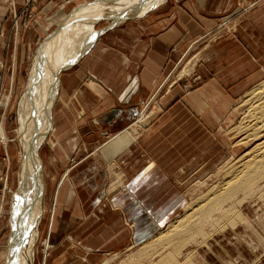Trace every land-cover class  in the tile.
Masks as SVG:
<instances>
[{
	"label": "rangeland",
	"instance_id": "374dc122",
	"mask_svg": "<svg viewBox=\"0 0 264 264\" xmlns=\"http://www.w3.org/2000/svg\"><path fill=\"white\" fill-rule=\"evenodd\" d=\"M12 1L0 0V4H6L7 29L12 32L11 36L15 31L36 24L40 11L37 5L40 4L39 0ZM160 1L154 0L152 4H159ZM120 3L125 4L123 0ZM218 3L225 4L227 0L209 2ZM236 4L242 5L235 12L227 8L218 14L216 12L213 17L208 16L210 30L201 37L189 40L181 55L166 59L167 65L161 67L155 87L141 89L131 97L127 105H131L129 109L133 108L135 114L124 117L116 130L112 128L107 131L102 124L92 122L91 116L86 122H79L74 144L68 136L51 138L47 130V136L45 134L35 150L37 158L38 150L42 149L43 165L51 155L47 145L53 139L59 141L61 151L73 145L75 151L69 153L67 158L62 157L63 153L59 154L58 163L49 161L53 166L50 165L46 171H42L39 157L35 202L39 211L35 214L33 211L28 220L29 230H36L31 247V264H264V197H249L247 193L243 195V191L235 196L225 193L215 208L210 207L214 196L209 200L214 192H223L225 187L219 185L226 179L225 171L229 166L245 161L247 155L244 151L257 142L241 140L243 135L235 133L237 130L234 131L233 124L238 126V116L242 117L248 108L244 103L247 92L262 83L264 78L242 90L243 93L236 91L231 94L229 84H225L228 86L225 90L216 89L218 85L213 83L208 85L212 66L209 61L211 51L207 48L220 44L228 36H235L242 27L244 16L255 10L260 0ZM68 9V6L65 7L60 14H67ZM104 25L99 23L93 27L92 24L77 23L67 24L60 31L59 27L55 31L50 29V40H53L51 48H56V58H66L64 46L70 43H67L66 37L74 42L73 48L77 47L71 54H77L78 46L92 43L96 30ZM192 29L193 25H189V30ZM56 30L58 32L55 34ZM58 33H63V38H57ZM0 36H5L8 44V35L1 31ZM39 40L37 38L30 42L26 54ZM74 56L67 57L66 61ZM40 59L34 58L33 63L39 65ZM33 63L24 57L21 73L15 78L13 88L9 89L11 96L8 104L4 106L0 102V123L14 146H18L21 128L16 106L18 108L17 104L21 106L22 101L26 102L23 96L26 91L19 98L24 68ZM69 64L73 65L71 62ZM4 66V63L0 64V93H7L8 90L3 85ZM38 91L40 88L34 99V103L38 104L36 110L41 106L39 99H36ZM224 99L229 103L225 104ZM63 105V102L58 103L53 110L55 118ZM242 105L247 108L244 109ZM22 108H25V103ZM28 111L31 108H27L25 113ZM32 114L29 113V116ZM139 117L145 120L141 127L136 128L133 124ZM91 129L93 131L89 133ZM120 132V135L112 138ZM15 152L14 160H17L18 153ZM66 168H71L64 178L69 181L70 189L65 190L64 187L63 193L66 195L75 191L81 200L75 215L71 217L67 202L54 201L58 181L61 182ZM23 176L22 183L25 182V187H28L26 178L30 180L31 177ZM253 187L255 184H252ZM131 197L134 201H131ZM19 198V202H22ZM203 198L206 200L201 203L204 204L202 210L193 217H184L190 212V206ZM5 208L0 216V264H8L9 259L4 258V251L5 245L11 241L6 238L8 215ZM55 209L56 212L60 210V215L54 217V224L50 227ZM189 227L196 231L188 235ZM46 241L50 242L48 248L44 245ZM89 245L95 248H89ZM10 249L12 256V252L14 254L16 251L15 245H11Z\"/></svg>",
	"mask_w": 264,
	"mask_h": 264
},
{
	"label": "crops",
	"instance_id": "0c3cea01",
	"mask_svg": "<svg viewBox=\"0 0 264 264\" xmlns=\"http://www.w3.org/2000/svg\"><path fill=\"white\" fill-rule=\"evenodd\" d=\"M120 1L108 0L107 3L105 0H39L38 8L40 11L37 13V23L29 26L28 29L15 31L13 36H11L12 32L7 29L9 20L5 16L6 4H0V32L8 35V44H6V37L0 36V64L4 63V68L7 70L4 72L3 85L8 90L13 88L15 78L21 73L24 57H27L29 63L30 60L33 63L34 58L38 59L39 56L41 58V54H44L41 51L43 45L47 43L48 47L51 46L53 40H50V32L53 29L55 31L58 27L77 23H88V25L92 24L93 27L99 23L105 24L96 30L97 33L93 42L90 43L85 52L80 54L81 57L71 62L73 65L75 64L74 67L69 64L70 67H63L56 72L58 84L57 87L55 86V102H53L52 108H49L48 114L52 124L47 134L51 138L68 136L74 144L72 139H75L78 134L77 128L80 127L78 124L88 120V116H91L90 120L97 122V125L102 124L107 131L112 130V128L116 130L117 127H120L118 125L121 124L124 117L129 118L135 114L133 108L129 109L131 105H127L130 103L131 97L135 96L141 89L150 90V88L155 87L161 67L164 64L167 65L166 59L168 60L172 55H181L189 40L201 37L210 30L209 17H213L216 12L218 14L227 8L234 11L242 5L236 3L250 0H227L225 4H209L210 0H168V2L162 0L159 4L157 2H155L157 4H152L154 0H134L133 4H122ZM110 2L111 4H109ZM256 5L255 10L244 16L242 27H239L241 29L237 30L235 36H228L220 44L207 48L211 51L209 61L210 66H212V74L209 75L211 81L208 85L213 83L218 85L216 89L225 90V87H228L225 84H229L232 94L236 91V93L242 92L252 83L264 78V0H260V4ZM67 6L69 7L66 10L67 14L62 16L60 11ZM145 9L147 10L144 12ZM127 19L130 20L127 21ZM65 20H68L66 24H64ZM189 25H193L192 30H189ZM50 29L52 30L48 32ZM24 35L26 36L25 39ZM37 38H40L38 43L33 45L32 50L26 54L29 51L30 42ZM89 38L88 36L87 39ZM22 46L23 50H21ZM43 66L42 57L39 65L33 63L32 66L29 64L24 68L19 98L27 87H29L28 91L30 90V98L33 89L36 91L38 87L40 88L39 101L45 97L46 90L43 79L36 83L33 89L30 85L33 83L34 77L36 80L41 79L45 71ZM86 77L90 79L87 80ZM8 90L7 95H9ZM24 97L26 99V96ZM61 102L65 105L61 110L58 109V115L55 118L53 110ZM223 102L229 103L225 99ZM0 124L2 125V122ZM92 131L93 129L89 133ZM7 138L9 141L0 142V216L6 207L5 210L8 215L6 238L8 241V238L11 239L16 230L14 223L16 215H22L24 218L27 215H23L26 210L21 212V209H18L20 202L17 199L19 196L17 191L19 192L21 184L23 185L22 178L24 176H22L21 163L23 151L19 140L18 146L16 144L15 147L9 135ZM67 142L71 143L70 140ZM58 143V140L53 139L51 144L47 145L51 152L49 154L53 156L49 155L44 165V158L41 156L42 149L38 150V157L42 162V171L49 169L50 165L53 166V164H49V161L58 163L59 154L63 153L62 157L67 158L69 153L75 151V145L68 146L66 151H61L58 146L60 143ZM15 151L18 153L17 160H14L16 158ZM70 170L71 168L69 172ZM63 174L64 172L62 176H64ZM32 176L28 180V186L31 187L34 186ZM62 178L60 179L63 181L64 178ZM62 181L61 183H59L60 180L58 181L54 201L67 202L69 217H71L75 215L74 212L76 207L80 206L81 200L75 191L65 195L63 189L65 187V190H69L68 185L70 184L66 179L64 183ZM23 189L25 196L23 198L24 203L21 202V204L24 208H28L27 204L29 200L31 202V199H27L26 204L27 187L24 185ZM131 201H134L132 197ZM130 205L132 207V204ZM56 209L54 215L52 214L50 227L54 224V217L60 215V210L56 212ZM57 222L56 220L55 224ZM9 245L10 243H7L8 247L5 245L4 258L11 255ZM88 247L95 248L92 245Z\"/></svg>",
	"mask_w": 264,
	"mask_h": 264
},
{
	"label": "bare ground",
	"instance_id": "6f19581e",
	"mask_svg": "<svg viewBox=\"0 0 264 264\" xmlns=\"http://www.w3.org/2000/svg\"><path fill=\"white\" fill-rule=\"evenodd\" d=\"M123 1L125 2V4H133L134 0H131L132 2L130 0H123ZM105 2L108 3V0H105ZM67 21L68 20H65L64 21L65 23L64 22L63 23L66 24ZM62 28H63V26H61V28H59L58 30L60 31V30H62ZM65 29H66V27H65ZM65 29L63 30V32L65 31ZM57 32L58 31L56 30L55 34ZM59 37L63 38V33H61V34L59 33L57 38H59ZM66 40H67V43L68 42H70V43H69V46L67 44L64 46V47H66L65 51H64L65 57L67 58V57H72L75 55L69 61H66V58H60V57L58 60L55 56V53H54L56 48H51L50 45L48 47L47 43L41 47V51L44 53V54H41V56L43 57V65H44L43 68L45 71L43 70L44 72L41 76V79L38 78L36 80L34 77L33 83L31 82L32 84H30V82H29V84L32 86L31 89H33L34 88L33 86L36 83L40 82L42 79L44 80V84L46 85V87H45L46 94H45V97L40 100L41 106L39 107V109L36 110L38 104L36 105L34 103L35 94L37 93V90L34 91V89H33V92H31L32 96L30 98V96H29L30 90L28 91L29 87L24 90V92L26 91V93H27V94L25 93V95H24V96H26V99L24 97V100L26 102L22 101L23 103L21 102V106H20V104H18L17 115H18V121H20L19 123L21 124V128L19 129L20 130L19 142L21 144V149L23 151L22 156H21L22 176L25 175L26 177H28V176L30 177L31 175H33L32 179L34 180V184L35 183L36 184L33 187H31V186L27 187L26 197H25L26 204H27V199L28 200H29V198L31 199V202L29 200V202L27 204L28 208H24V206L21 204V202L19 203L18 209L20 208L21 212L26 210V211H24L25 213L23 212V215L26 214L27 217L24 218L22 215L17 214L16 217L14 218V223L16 224V227H15L16 230L12 234L13 237H11V241H10L9 246L13 245V241H14L16 251L14 252V254L12 252V256L8 257V259H9L7 261L8 264H31V261H30V259H31V247H32V243L34 241L33 239L35 238L36 230H33V229L29 230L28 219L31 218V214L33 213V211H34V214L36 211H39L37 204L35 203L37 200V194H38V187H37L38 185H37L36 180L39 179V175L37 172V169H38L37 163L39 161V157L38 156H37V158L35 157L36 156L35 150L38 147L39 143H41L44 140V137H45L47 130H49L51 128L52 121L49 118L48 112H49V108H52L51 106H52V104H54L53 102H55L54 101L55 92H56L55 86L57 87V84H58V76L56 75L57 74L56 72H58V70L61 66H62V68L64 66L65 67L69 66V63L73 62L75 60V58H77L79 56L80 52H83V50L86 49L90 45L89 42H87V45H84V46H81V44H80L78 46V53L77 54H75V53L71 54L77 47L73 48L74 42L69 40V38L67 39V37H66ZM85 43H86V41H85ZM80 46H81V48L79 49ZM39 59H40V56H39ZM48 61H49V63H48ZM40 62H41V59H40ZM52 73H53V75H52ZM33 76H34V74H33ZM55 78H56V83H55ZM39 85H40V83H39ZM48 94H49V96H48ZM0 97H1L0 98L1 104H3L4 106L7 105L9 102V95L1 92ZM38 97H39V95L36 96V99H39ZM24 103H25V108H22L24 106ZM244 103L248 108L245 105H242V106H244V109H245V107L247 109L242 113V117H240L241 119L238 116L237 120L240 121L239 124L237 123L238 126H235L236 124L235 125L233 124L234 131L237 130L235 133L243 135V137H242L243 139H241V140H246L248 142L251 140H254L257 142L255 144L252 143L253 145L251 147H249V149L246 152L244 151L245 155H247L245 161H243V162L241 161V163H238L235 165L231 164V166H229V168L227 167L228 170L225 171L226 179H224V181L219 185L221 187H225L223 189V192H221V193L214 192L213 194L210 195V197L207 195L209 197V200L212 196H214L210 207L214 206V208H215L216 206H218L217 202L221 199V196L225 193H228V196H235V195H237L243 191V193H244L243 195H245L247 193L250 195L249 197H253L254 195L256 197L257 196L258 197H264V189L262 188L264 186V81L262 83H260L259 85L255 86L254 88L250 89L247 92L246 96L244 97ZM237 104H238V101H237ZM239 107L240 106H238V108ZM27 108H28V110H29V108H31V111L30 112L28 111V113L26 114L25 110H27ZM240 109H242V108H240ZM234 110H235V108H234ZM3 111H4V109H3ZM239 111L240 110H238V113H239ZM29 113H31V114L33 113L31 117L29 116ZM143 118L139 117L138 120L133 125L136 128L141 127V125L144 123V120H145ZM141 119H143V121H141ZM2 120H3V118H2ZM137 123L140 124V126ZM1 126L2 125L0 124V142L9 141V139L5 135L4 128H2ZM121 133L122 132L115 134V136L112 138L114 139L115 137H117ZM235 133L233 132V134H235ZM23 135H24V138H23ZM111 135H112V133H111ZM239 138H240V135H239ZM73 140H74V138H73ZM236 140L238 141V138ZM243 142H245V141H243ZM243 142H242V144H243ZM246 144H248V143H246ZM238 145H239V143H238ZM99 147L100 146L96 147L94 149V151H96ZM240 160H243V159H240ZM227 163H229V162H227ZM234 163H236V162L234 161ZM24 166L26 168H24ZM31 172H32V174H31ZM68 172H69V168H66L64 170V174H63L64 176H62V177L66 178V174ZM222 177H224V176H222ZM22 180L24 181V177L22 178ZM64 180L65 179H63V181L62 180L61 181L64 183ZM27 182H28V178H26V183ZM253 182H256V183H253ZM59 183H61V182H59ZM24 184H25V182H24ZM252 184H255V187L251 188ZM23 185L21 184V186H20L21 188H20L19 192L17 191V193L19 194L18 197H21L19 199L24 203L23 198L25 196L24 195L25 192L23 191L24 190ZM212 190H214V189H212ZM20 192H22V193H20ZM206 198H203L201 201L193 203L189 208L190 212L186 213L187 212L186 211L185 212L186 214L184 217H186L187 215L193 217L200 210H202L201 208L204 204H201V203L204 200H206ZM16 202H17V200H16ZM205 208H204V210H205ZM13 216H15V215H13ZM188 229H189L187 231V233H189L188 235H190V234L194 233V231H196L195 228H193V227H192V229L190 227ZM19 230H21V231H19ZM9 236H10V234H9ZM49 243H50L49 241L45 242V244H44L45 248L49 247ZM9 251H10V249H9ZM17 251H19L18 254H17ZM19 258H21V261H19ZM13 259H14V262H13Z\"/></svg>",
	"mask_w": 264,
	"mask_h": 264
},
{
	"label": "water",
	"instance_id": "95a60500",
	"mask_svg": "<svg viewBox=\"0 0 264 264\" xmlns=\"http://www.w3.org/2000/svg\"><path fill=\"white\" fill-rule=\"evenodd\" d=\"M52 75H53V73H52ZM48 114H49V112H48Z\"/></svg>",
	"mask_w": 264,
	"mask_h": 264
}]
</instances>
